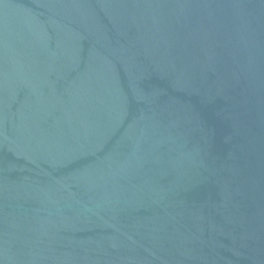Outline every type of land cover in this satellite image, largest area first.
I'll use <instances>...</instances> for the list:
<instances>
[{
    "label": "water",
    "instance_id": "95a60500",
    "mask_svg": "<svg viewBox=\"0 0 264 264\" xmlns=\"http://www.w3.org/2000/svg\"><path fill=\"white\" fill-rule=\"evenodd\" d=\"M0 264H264V0H0Z\"/></svg>",
    "mask_w": 264,
    "mask_h": 264
}]
</instances>
